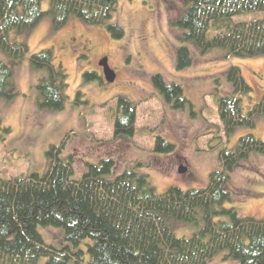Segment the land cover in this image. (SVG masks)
I'll list each match as a JSON object with an SVG mask.
<instances>
[{"label": "trees", "instance_id": "trees-1", "mask_svg": "<svg viewBox=\"0 0 264 264\" xmlns=\"http://www.w3.org/2000/svg\"><path fill=\"white\" fill-rule=\"evenodd\" d=\"M43 1L48 8H42ZM120 0H0V98H12L17 92L12 81V66L28 55L23 40L11 38L35 27L45 14H50L54 28L70 18L85 25H105L114 39L124 35L115 23H106ZM257 14H260L257 15ZM251 15L248 20L236 18ZM183 31L176 52V66H190L191 43L201 52L223 49L227 57L264 56V0H190L184 14L175 22ZM15 35V34H14ZM79 44V43H78ZM33 69L44 70L37 80L38 104L49 110H62L67 99V74L62 65L54 64L51 48L29 55ZM228 79L233 94L217 99V114L224 134L237 127H252L256 117L264 116V94L246 113L239 93L251 90L237 66H231ZM85 80L100 78L85 72ZM152 84L173 108L192 107L180 85L166 84L162 76H152ZM83 94L76 92L75 101ZM113 117L114 136H133L136 107L117 97ZM194 113V112H192ZM9 128L0 119V143ZM174 145L158 135L154 151L168 153ZM59 150L47 151L49 166L43 175L31 173L15 177L0 174V264H69L82 261L79 245L90 239L87 264H206L221 251L234 264H264V218L239 217L234 207L223 204L232 200L228 187L230 173L243 164L250 154L264 156V141L252 134L241 136L234 150L219 153L220 168L209 174L205 188L183 190L169 186L158 194L147 176L126 170L108 179L115 168L111 157L97 164L87 163L78 179H72V158L63 160ZM224 216L227 220H214ZM172 220L195 223L201 228L189 238L177 237ZM38 226L64 229L66 245L57 249L46 244Z\"/></svg>", "mask_w": 264, "mask_h": 264}, {"label": "rangeland", "instance_id": "rangeland-1", "mask_svg": "<svg viewBox=\"0 0 264 264\" xmlns=\"http://www.w3.org/2000/svg\"><path fill=\"white\" fill-rule=\"evenodd\" d=\"M190 0H120L106 22L119 25L124 35L114 39L105 25H85L70 18L60 28H54L50 14H45L35 27L24 32H12L11 38L23 40L28 55L12 66V81L17 92L12 98H0V119L10 130L0 143V174L15 177L37 173L43 175L49 166L47 151L59 150V157L70 160L72 179H78L87 163L97 164L111 157L115 168L106 176L113 179L126 170L147 176L149 184L160 194L169 186L183 190L205 188L209 174L220 168L219 153L234 150L238 139L252 134L264 141V116L255 118L252 127L239 126L228 137L217 114V99L233 94L228 69L237 66L250 91L239 93L244 113L264 94V56L227 57L223 49L201 52L191 43L193 58L190 66L178 69L176 52L183 31L175 22L184 14ZM42 8H48L43 1ZM260 16V14H257ZM251 15L238 17L248 20ZM15 34V35H14ZM78 42H80L78 44ZM84 46V47H83ZM51 48L54 64H61L67 74L66 102L62 110L39 106L37 80L44 70H35L29 55ZM5 56L0 51V60ZM106 58L115 78L106 79L100 61ZM85 72H95L100 78L85 80ZM159 74L166 84L181 86L192 107L173 108L152 84ZM83 96L75 101L76 92ZM123 97L136 107L133 136H114L113 117L117 97ZM194 112V113H192ZM174 145L168 153L154 151L156 136ZM186 168L183 173L179 169ZM228 187L232 200L223 207H234L239 217L264 218V156L250 154L248 159L230 173ZM227 220L215 217L214 220ZM177 237L189 238L202 226L200 221H171ZM43 241L57 249L66 245L64 229L38 226ZM90 239L83 240L79 249L87 264ZM219 252L206 264H234ZM41 257L37 264H45Z\"/></svg>", "mask_w": 264, "mask_h": 264}, {"label": "water", "instance_id": "water-1", "mask_svg": "<svg viewBox=\"0 0 264 264\" xmlns=\"http://www.w3.org/2000/svg\"><path fill=\"white\" fill-rule=\"evenodd\" d=\"M99 65L102 67L103 72H104V74H105V76H106V79H107L109 82H112V81L114 80V78H115V75H114L112 69L109 67V65H108V63H107V59H106V58H103V59L100 61ZM179 172H180V173H183V172H185V169H184V168H183V169H179Z\"/></svg>", "mask_w": 264, "mask_h": 264}, {"label": "flooded vegetation", "instance_id": "flooded-vegetation-1", "mask_svg": "<svg viewBox=\"0 0 264 264\" xmlns=\"http://www.w3.org/2000/svg\"><path fill=\"white\" fill-rule=\"evenodd\" d=\"M78 43H80V42H78ZM84 47V46H83ZM184 169H185V171H186V168L184 167Z\"/></svg>", "mask_w": 264, "mask_h": 264}]
</instances>
